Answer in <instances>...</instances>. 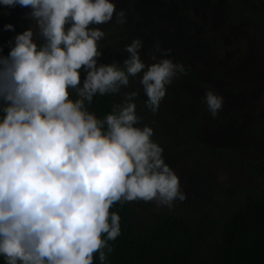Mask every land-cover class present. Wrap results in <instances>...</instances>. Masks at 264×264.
I'll return each mask as SVG.
<instances>
[{
  "label": "clouds",
  "instance_id": "obj_1",
  "mask_svg": "<svg viewBox=\"0 0 264 264\" xmlns=\"http://www.w3.org/2000/svg\"><path fill=\"white\" fill-rule=\"evenodd\" d=\"M0 4L30 8L26 15L35 25L0 56V257L4 264H93L99 253L104 264L113 251L109 241L121 234L120 216L110 212L114 204L155 201L171 209L186 194L153 141V129L138 126L137 92L125 93L103 119L90 105L97 94H119L130 77L142 74L145 103L155 113L166 86L186 74L185 67L155 56L146 65L139 38L125 46L122 67L98 63L105 32L90 26L114 16L116 24L126 23V12L112 0ZM205 101L215 117L223 97L209 90Z\"/></svg>",
  "mask_w": 264,
  "mask_h": 264
},
{
  "label": "trees",
  "instance_id": "obj_2",
  "mask_svg": "<svg viewBox=\"0 0 264 264\" xmlns=\"http://www.w3.org/2000/svg\"><path fill=\"white\" fill-rule=\"evenodd\" d=\"M116 6L126 12V23L116 24L114 16L90 26L105 32L98 63L122 67L129 55L125 46L139 38L146 65L169 58L182 63L186 74L178 73L166 86L155 113L146 106L142 74L130 77L119 94H97L90 111L103 119L125 93L137 92L136 113L153 129L163 157L169 164L175 148L184 146L193 178L190 197L174 201L171 209L142 200L114 204L110 212L120 216L121 234L109 241L113 251L104 264H264V186L252 185L247 176L239 181L229 170L239 165L264 180V0H117ZM10 18L20 21L17 35L33 21L21 7L0 4V56L5 57L15 44L16 34L3 28ZM34 42L43 40L36 34ZM84 77L81 70V81ZM209 90L223 97L215 117L205 101ZM237 95L243 102L231 108ZM3 104L0 100V120ZM243 139L256 146L255 153L241 150ZM93 264H101L99 253Z\"/></svg>",
  "mask_w": 264,
  "mask_h": 264
},
{
  "label": "rangeland",
  "instance_id": "obj_3",
  "mask_svg": "<svg viewBox=\"0 0 264 264\" xmlns=\"http://www.w3.org/2000/svg\"><path fill=\"white\" fill-rule=\"evenodd\" d=\"M121 1H123V0H121ZM114 3L117 5V0H114ZM121 3L122 2H120L119 5ZM147 5H149L148 2H147ZM150 6H151V2H150ZM220 8H222V7H219V9H215V14L220 15V13L222 11V10H220ZM30 11H31L30 8H21V13L24 12V14H27V13H30ZM9 20L10 21L8 23H5L4 26L7 24H12L14 26V31H6V30L5 31L10 35H15L17 33L18 28H19L18 24H20V21H15L12 18H10ZM32 27L35 28L34 21H32ZM36 34L39 35L37 30H36ZM253 79H256V76ZM218 82H219V84L224 85L223 80H221V81L219 80ZM249 95L250 94L246 95V99L248 98ZM144 96L146 98V95H144ZM123 99H124V96H123V98H121V100L118 103H121L123 101ZM242 102H243V95H237L234 97V99L232 101H230L229 106L231 108L232 107L238 108L242 104ZM161 103H163V101ZM163 120H165V119H163ZM163 120H161V121H163ZM248 122H250V120ZM144 125L145 124H142L140 122V125H138V126L142 127ZM219 135H221V134H219ZM242 142L243 143L240 144V146L243 147V148H241L242 151L246 150L249 153H252V152L255 153L256 146L252 142H247L245 139H243ZM185 149L186 148L184 146H177L175 148V154H172L169 158V164L167 163L165 158L164 157L163 158L165 160V163H167L175 171V173L178 175V177L180 178L181 189L186 194V199H187L190 197L189 183H190L191 179L193 178V172H192L193 169H192L190 161H189L191 154L189 151H187ZM188 164H190V167H187ZM229 170L231 171V174L234 175L235 179H239V181L245 179L247 176V179L249 180V182H251L252 185L264 186V180L256 179L254 177H251V176L245 174L239 165H235V166L232 165L229 168ZM151 202H154V204H157L155 201H151Z\"/></svg>",
  "mask_w": 264,
  "mask_h": 264
}]
</instances>
